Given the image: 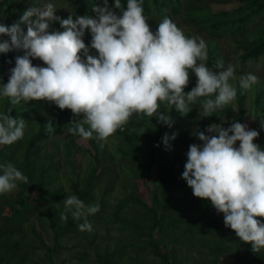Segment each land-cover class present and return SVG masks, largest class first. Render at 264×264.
<instances>
[{
	"label": "rangeland",
	"instance_id": "rangeland-1",
	"mask_svg": "<svg viewBox=\"0 0 264 264\" xmlns=\"http://www.w3.org/2000/svg\"><path fill=\"white\" fill-rule=\"evenodd\" d=\"M254 1L177 0L178 15L146 17L153 33L168 17L186 37L202 39L207 46L204 63L210 68L221 61L225 68L216 71H224L228 65L235 69V78L229 83L237 95L230 105L219 109L220 123L211 117L200 118L206 98L199 97L171 128L167 145L165 134L154 147L158 126L153 117L143 114H134L125 126L132 151L118 130L107 142L85 141L70 133L72 123L82 117H74L68 109L55 112L46 101L12 105L0 96V114L11 105L19 114L14 118L26 121L22 139L0 146V165L12 163L29 181L18 183L11 193L0 194V264H99L97 255L110 257L105 264H255L251 246L225 227L223 215L209 201L195 198L182 179L189 146L202 145L195 133L211 124L224 129L233 122L245 124L259 133L253 143L264 148V55L244 57L264 41V8L245 19L256 9ZM47 3L55 5V15L61 19L72 15L74 20L95 17L92 7L103 6V0H89L86 11L79 14L67 1L1 0L0 24L6 18V6L11 8L14 23L19 9L23 13ZM54 27L55 22L49 30ZM83 41L89 54L98 55L90 48L87 30ZM32 64L46 67L38 59ZM248 73L255 74L259 82L245 90L240 87V77ZM193 75L189 73V84ZM5 84L0 61V86ZM170 109L161 105L160 111L169 115ZM49 122L58 137L42 139L26 155L32 136L42 129L48 133ZM71 195L86 206H100L97 214L87 216L92 231H79L84 218L73 219L70 211L65 212L63 201ZM61 214L67 215V221L60 219ZM259 254L264 264V249Z\"/></svg>",
	"mask_w": 264,
	"mask_h": 264
},
{
	"label": "clouds",
	"instance_id": "clouds-1",
	"mask_svg": "<svg viewBox=\"0 0 264 264\" xmlns=\"http://www.w3.org/2000/svg\"><path fill=\"white\" fill-rule=\"evenodd\" d=\"M113 7L119 9L120 0H114ZM56 11L52 3L31 6L11 26L0 24V37H8L0 40V54L23 52L15 57V67L10 69L7 84L0 86V96L12 105L46 101L62 111L70 110L74 117L82 118L68 131L85 141L95 138L107 142L117 130H124L134 114L156 116L158 123L171 127L173 120L160 111L161 105L186 115L191 110L189 105L204 97L199 116L207 118L236 98V89L229 83L235 78L234 67L228 65L218 72L215 69L225 68L221 61L215 68L206 66V43L186 37L168 17L153 33L141 0H127V9L119 16L109 8L108 0H103V6L92 7L95 17L78 16L74 20L69 15L61 19ZM54 22L63 30L49 31ZM86 30L91 34L90 48L98 55L89 54L83 41ZM33 59L46 67L34 66ZM189 73L195 75L197 83L185 93ZM258 82L252 73L240 77V87L245 90ZM11 111L0 114V146L12 145L24 136L26 121L13 118ZM47 131H54L50 122ZM195 135L202 145L189 146L182 179L195 198L209 201L223 215L225 227L249 244L252 252L261 251L264 150L253 143L259 133L233 122L227 129L211 124ZM167 140L166 134V145ZM237 142L239 147H235ZM0 169V194L16 190L18 183H29L10 162ZM63 202L73 219L84 218L78 230L92 231L87 216L97 214L100 206H86L76 195ZM67 218L61 214L62 221Z\"/></svg>",
	"mask_w": 264,
	"mask_h": 264
},
{
	"label": "trees",
	"instance_id": "trees-1",
	"mask_svg": "<svg viewBox=\"0 0 264 264\" xmlns=\"http://www.w3.org/2000/svg\"><path fill=\"white\" fill-rule=\"evenodd\" d=\"M61 1H67L70 7H73L79 14H83L86 11L88 1L89 0H61ZM1 3V0H0ZM142 7L144 9V16L147 17L148 15H155V16H160L165 13H172V15H178L180 13L179 9V3H177V0H141ZM254 5L257 6L254 12H250L249 15L245 17L247 19L252 15V13H257L264 8V0H256L254 1ZM114 0H112V3L109 6V8L114 12L116 15H122L123 11L127 9V0H120L121 7L119 9H115L113 7ZM4 12L6 14V18L4 20V25L11 26L13 24L12 17H11V8L9 6H6L4 9ZM20 16L23 14L21 9H19ZM18 18V20H19ZM217 25H221V23H217ZM24 27V26H22ZM25 30V28H24ZM61 31L60 26L58 22H55V27L53 30L49 31ZM8 37H0V40H6ZM22 55V52L19 50H13L8 52L7 54H0V61H1V67H2V73H3V78L5 83L7 84L9 76H10V69L12 68L13 65H15V57ZM264 55V41L259 43L257 46L253 47L252 49L248 50L247 53L245 54V58H257L259 56ZM209 67V65H206ZM197 80L195 75H193V80L192 82L184 89L185 93L191 91L192 88L196 86ZM214 98V97H213ZM11 109V105H10ZM52 109L57 112L58 107L55 106V104H52ZM8 108H6V113L8 114ZM12 110V109H11ZM10 115L14 118L18 116L19 114L17 113L16 109L12 110ZM169 115L171 116L173 123L171 127H168L167 125H158L157 117L153 116L154 122L157 124L158 129H157V135L154 138V147L157 146V141L159 138L163 137V135H171V128L181 121L185 116L182 113H179L175 110V108H171ZM61 117V116H60ZM212 119L216 123H220V110L217 109L215 112L212 114ZM60 119V118H59ZM254 125V122L252 123V126ZM118 133L121 135L122 139L130 146L131 150L133 151V144L131 141L130 136L126 133L125 128L124 130H118ZM58 134L57 132H44V129L41 131H38L36 135L32 136L30 139V144L28 145V148L26 150V155L30 152L31 148L36 146V143L41 141L42 139H53L57 138ZM261 150H264L261 149ZM152 231V229H150ZM1 234V232H0ZM253 254V260L255 264H263L262 260L263 258L259 254V252H252ZM97 258L99 259V264H105L109 263L110 257L108 255L101 257L100 255H97Z\"/></svg>",
	"mask_w": 264,
	"mask_h": 264
}]
</instances>
